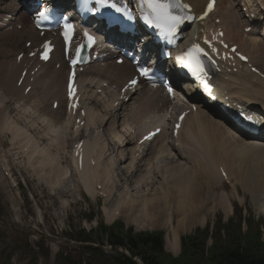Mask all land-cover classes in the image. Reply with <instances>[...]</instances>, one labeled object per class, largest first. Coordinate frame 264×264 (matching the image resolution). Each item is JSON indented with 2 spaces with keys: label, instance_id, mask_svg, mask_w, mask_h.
<instances>
[{
  "label": "bare ground",
  "instance_id": "1",
  "mask_svg": "<svg viewBox=\"0 0 264 264\" xmlns=\"http://www.w3.org/2000/svg\"><path fill=\"white\" fill-rule=\"evenodd\" d=\"M188 1L199 9L204 3V0ZM4 4L6 6L0 7V10L8 12L15 2L12 3V0H8L4 2ZM220 15L223 20L224 18H228V9L224 8ZM25 17L26 15L24 14H21L19 17L20 21L23 23L20 33L17 31L10 32L5 30L0 35V42H3L4 39L13 38L12 45L20 47V43L18 42L19 36L21 37L24 35L30 37V39L35 38V33L32 28L24 24V21H27ZM224 21L227 22L226 20ZM233 22V19L227 22L229 27L227 36L228 39L235 41L233 31L236 29V25L234 26ZM2 24L3 23H1L0 26H2ZM250 36L252 38L249 40L248 45L257 47L260 53L264 54V42L255 34H250L249 36L243 34L240 41H242L243 37L249 39ZM188 38L189 35L187 34L184 43H188ZM30 44L31 47L35 45L33 43ZM248 45L246 47H249ZM99 66L102 68L101 65ZM0 68H3V66H0ZM6 70L9 72L10 77L3 81L0 76V105L5 104L4 111L3 109L2 111L5 112L7 110L9 114L7 113L8 117L2 119L1 113L3 112L0 113V134L7 132L9 129L8 132L11 134L12 140H16L18 139L16 133H18L19 136H23L25 133L20 131L21 127L18 128L16 124L17 121H15L13 115L10 113V106H7L9 99L6 98L7 92L4 91L3 88L5 85H7V88L8 86L12 88V80L16 75L14 74L15 69L13 65L5 62V71ZM61 72L62 70L58 71L57 74ZM47 73L51 75L53 72L47 70ZM98 76H101V73ZM224 76H226V74ZM227 76L232 82V86H226L222 76H217L216 81L229 92H232V89H234V95L239 96L243 100H251L257 102L259 105H264V82H261L263 80L257 75L251 74V76L248 77L243 74L240 77L233 78L230 75ZM94 79L96 78H91L89 81V93L86 94L85 101L83 102L87 116L79 119L83 120V124L85 121L86 125L84 129L89 127L91 130L94 128L91 133L102 132V138L95 134L93 137H88L87 141L85 140L81 146L83 148V169L79 170V168L76 167V171L81 186L89 195L101 193L106 197L104 201H107L112 196L113 191L118 189V202L112 208V211L103 204V209L106 212V219L108 221L113 217H119L125 224L141 230L152 229L156 226H170L172 228V235L170 237H165V246L167 250L176 254L179 249V234L195 225H203L205 222V214H203V211L206 209L203 205L207 201L204 202L202 201L203 199L201 200L202 191L206 188L204 184H208L207 187H211L214 183L213 181L219 180V173L217 171L219 165L224 167L227 175L232 177L236 175L238 184L248 189L249 194L255 197L257 193L256 196L258 200L264 199V141L259 138V136H262V133L255 138L250 136H238L231 132L228 127L224 126L219 120L210 117L205 110L200 109L198 112H191L190 116L188 115L187 119L183 120L182 125L184 124V126L183 128L181 126L182 129L180 128L179 136L176 139L178 145L174 146L173 143L169 142L167 130H163L160 138L154 140L150 145L142 144L141 149L139 146L135 145V140L132 142L133 136L128 134L129 130L132 128L130 122L134 116H136V113L134 114L132 110V108L136 107H132L134 103H132L128 109L125 104L115 107L113 103L116 99L112 96L108 97V94L105 93L106 89L101 88L100 94H102L103 97H101L102 100H99L100 105L98 107L100 108L97 109L93 106V100H88L89 97L92 99L97 97L93 92L94 86L92 82ZM258 79L260 82H258ZM26 80L28 81L27 77L24 78L23 82L25 83ZM60 82L61 75L50 83L47 88L44 87V93L38 95V101L43 102L41 99L42 97L44 98L45 95H50V99L59 98L61 96L59 90ZM27 84H30V82H27ZM41 86V82L38 80L36 88ZM188 87L190 86H185L186 89H189ZM1 90L3 91V95H1ZM218 92L220 93L221 91L217 86V95ZM154 95H157L155 91H153L152 95L148 91H144L143 96L138 101L139 106H141L143 101L150 99L152 106L155 107L154 109L158 112L157 115H154L155 120L153 121V125L158 123L160 118L164 119L165 116L163 114L167 107L165 99L162 98L160 101V99L156 98ZM158 100L160 101V106H158ZM38 101L36 102V106H40L41 104ZM96 101L98 100L96 99ZM17 104L15 109L20 113L31 112L33 109H41V107L30 108L24 106L23 100H20ZM60 105L61 104H59V106ZM62 113V110L57 111V113H44V116H41L44 123L42 133H49L52 136L49 142L56 145L59 143L61 145V150H65V142H68V138H66L61 131V126L64 122ZM45 114L51 116L53 114L55 115L50 117L52 119H47ZM4 116H6V113H4ZM104 122L105 125L107 124L105 132L101 129L100 131L96 130L97 128L95 129L96 124L102 126ZM118 122L119 126L117 124ZM40 125L41 124H38V126H36V124L32 126L26 125V127H28V133L31 134V136L36 135L35 137H38L39 134L34 133V135L32 131L35 132L36 130L39 132ZM106 134L116 143L112 151H110L104 141V136H106ZM31 136L27 135L24 141V144L32 142V147L26 157V161L28 159L29 164L34 169L25 163V165L30 168L28 173L44 183L49 192L55 195L59 187L64 186L67 179L66 177L69 173L68 170L71 169L65 165L67 163L66 154L56 152L55 149L50 147L51 144H46L47 141L40 142V139L45 137H41L40 139L37 138V141ZM36 142L43 146H39ZM79 153L82 152H78V154ZM86 157L90 161V164ZM180 159H182V161L185 159V163H180ZM62 161H64V165H62ZM67 164L69 165V163ZM53 168L55 171L51 173L50 170ZM118 173H120V176H123L125 182L122 183V178H119ZM202 176L205 177L204 182L201 180V178H203ZM51 178H53L52 181H50ZM155 178L158 179L159 182L156 181ZM150 182H155L151 184V189L149 187ZM157 182L160 187L156 185ZM98 185L100 186L99 191H97ZM255 189H257L256 192ZM151 190L155 192L150 194ZM146 192H148V194H145ZM65 204L63 203V205ZM261 206L264 211V203ZM229 210L230 207L228 204L224 203V211ZM173 215L176 217L175 226L172 222Z\"/></svg>",
  "mask_w": 264,
  "mask_h": 264
},
{
  "label": "rangeland",
  "instance_id": "2",
  "mask_svg": "<svg viewBox=\"0 0 264 264\" xmlns=\"http://www.w3.org/2000/svg\"><path fill=\"white\" fill-rule=\"evenodd\" d=\"M224 20L232 21L230 14H229V17L224 18ZM263 36H262V42H264ZM251 38L252 37L250 36L248 39V42ZM250 47H254V46H249V47H246L245 49H248ZM255 53H256V56L254 57H256L255 59L256 64L261 66V68H263L264 70V54H261L258 48L257 50H255ZM0 66H2L1 62H0ZM5 72L7 76L6 79H8V77H10V74L7 70ZM258 82H260L259 79H258ZM261 82H264V80ZM1 95H3L2 90H1ZM41 100L44 101L45 97L44 98L42 97ZM7 106H9L8 102H7ZM3 111H4V108H3ZM4 113H6V116H4ZM7 113H8L7 110L1 113V118L3 119L5 117H8L9 113L8 114ZM24 114L27 115L26 120H25ZM43 114L44 112H41V109H33L31 112H25V113H20L18 110H16V114H11L13 115V118L15 119V121H17L16 124L18 128L21 127L20 131L22 133H25V135L22 136L24 141L27 135L31 136V134L28 133V127H26V125L32 126L37 123L41 124L40 131L37 132L35 130V134H39V136L38 137L31 136L33 137V139L37 140V138L40 139L41 137H46L49 134V133L47 134L42 133V129L44 128V123H43L41 116H44ZM45 117L47 119H52L46 115ZM20 120H23V121L25 120L24 123L22 122V124H24L23 126L19 125L18 122ZM95 129L99 131L100 129L102 131L104 130L103 128H100L99 124L95 125ZM85 130H86L88 137H93V134L95 136V133H91L93 132L94 128L90 130L88 127L87 129L85 128ZM8 131L9 129L7 130V132ZM101 133L102 132L97 133V134L102 138ZM89 139H92V138H89ZM11 140H12V137H11ZM104 141L106 143V146L110 149V151H112V149L115 148L116 143L114 142V140H112V138L110 139V136L108 134L104 136ZM36 143L38 144V142ZM65 143L67 147V141ZM46 144H49V145L51 144L50 147L55 149L56 152L65 153L66 151V149L61 150V145L59 143L56 145L54 143L49 142V139H47ZM39 146H43V145H39ZM183 161L182 159L179 160L180 163H185L184 159ZM62 162H63L62 165H64L65 164L64 161ZM9 163L11 165L14 164L16 166V164L14 163L11 157H9ZM19 163L21 164V162ZM26 163L29 166H31L29 164L28 159ZM65 165L68 166V168L70 167V165H68L67 163ZM70 170L71 169H69L68 171L70 172ZM54 171H55L54 168L50 170L51 173H53ZM18 173H20V170H18ZM119 174L120 173H118V176L119 178H122V183L125 182L123 176H120ZM228 176L232 177L230 175ZM1 177L2 176L0 173V264H63V261L59 260L58 255L63 256L66 254V252H69V251H71L72 262L75 260L76 261L79 260L80 256H82L81 264H85V261L87 260V258H89L88 256L90 255L87 251L85 250L83 251L82 249H80L78 246V242L74 241V239L77 237L75 235L77 234L79 229L85 228L86 230H88L90 228H93V226H95L96 223H100L104 226H109V224L111 225L114 222H121L123 223V225L125 224L124 221L119 217L118 218L113 217L111 220L108 221L106 219V212L103 209V207L106 206L107 208H109L110 211H112V208L118 202V198H119L118 189H116L117 191L116 190L113 191L112 196L107 201L97 200L91 203L88 202L89 210L87 212L83 210L84 205L78 201L79 193L82 194V191L80 187L77 185V182L75 181L72 182L71 177L69 178L68 176L66 177L67 179L64 183V186L62 187L60 198H58V196L51 195L49 193L48 189L44 186L45 185L44 183L37 180L33 175H29L30 180L29 181L24 180L25 184H24V187L22 188L23 190L22 189L19 190V193L21 194L20 202L16 201V199L13 197L12 192L10 191V189H8L7 182L3 179V177L2 178ZM52 179L53 178H51L50 181H52ZM155 180L159 182L158 179L155 178ZM201 180L204 182L205 177L201 178ZM158 182L156 185L160 187ZM213 182L214 183L212 184L211 187H207L208 184H204V187L206 188L203 190L204 193L202 191L201 200L203 199L202 201L204 202L207 201L203 205L206 209L203 211V214H205L204 224L195 225L192 228L187 229L185 232H181V234L179 235L180 236L188 235L192 233L195 229L204 228L207 225L209 226V230H211V227L213 228L215 219L217 217H221L222 221L225 223L232 216L236 218L235 212L237 211V209L242 210L244 214L245 213L244 208H247L248 210H250L251 214L253 215L254 220L260 223L262 227V231H263L262 236H264V211H263V207L261 206L264 203V199L258 200L256 196L257 193L255 194V197L252 196L251 194H249L248 189L243 188V186L241 187L240 184H238L237 182L236 184L238 185L236 186V188L238 191L237 193L239 195V198L238 200H236L235 198H233L234 193L231 188L229 189L228 187L223 185L221 181L219 180L213 181ZM73 183L76 184V188L78 189V191H74V193H72V191H66L65 189H69L70 185H72ZM153 183L155 182H150V185H149L150 189H151V184ZM153 190H151L150 194L152 192L153 193L155 192ZM256 190L257 189H255V192ZM145 194H148V192H146ZM203 196L204 197L206 196V197L204 198ZM67 199L68 200L72 199L74 202L70 204V200L68 203ZM208 200H209V203H208ZM62 201L66 202L65 204L67 205L66 207L65 205H63L64 202ZM224 203L228 204V206L230 207L229 211H224ZM102 210L104 211V213ZM52 212H53V216L56 219V221L60 223H57L55 219L51 217ZM39 214H41L43 217V225L40 226L43 233L35 232L31 228L32 224L34 223L33 220L36 218V216H39ZM103 214L105 215V218ZM245 214L247 215V213ZM87 216L88 217L93 216V217L91 219H88ZM174 216L175 215H173L174 221L172 220V222L175 226L176 217ZM53 224L58 229H61V233L59 236L56 234L55 231H53V226H54ZM129 227H132L134 231L135 230L137 231V229H135L133 226H129ZM153 230L162 231L164 234L163 235L164 240L166 236L170 237L172 235V228L170 226L168 227L167 226L166 227L156 226L152 229H145L144 231H153ZM210 244L211 242L207 241V246H209ZM39 246H43V250L45 247H48L49 254L47 256H45L46 254H40V253L37 254ZM102 250H104L105 254H114L116 251L114 249H111L109 245H104V249ZM165 251L168 252L166 248H165Z\"/></svg>",
  "mask_w": 264,
  "mask_h": 264
},
{
  "label": "trees",
  "instance_id": "3",
  "mask_svg": "<svg viewBox=\"0 0 264 264\" xmlns=\"http://www.w3.org/2000/svg\"><path fill=\"white\" fill-rule=\"evenodd\" d=\"M247 229L241 230L238 220L229 219L224 224L218 217L212 233L209 228H197L192 234L181 237V249L177 257L166 252L163 247V232L134 231L124 228L121 222L98 229L79 237L90 256L85 264H264V240L258 222L246 219ZM212 240L207 246V240ZM108 244L115 251L105 254L102 246ZM121 250V251H119ZM63 264L70 262V255H61ZM96 263H95V262ZM82 258L72 264H81Z\"/></svg>",
  "mask_w": 264,
  "mask_h": 264
},
{
  "label": "snow or ice",
  "instance_id": "4",
  "mask_svg": "<svg viewBox=\"0 0 264 264\" xmlns=\"http://www.w3.org/2000/svg\"><path fill=\"white\" fill-rule=\"evenodd\" d=\"M143 3L147 6V8L150 10L148 14H146L145 19L148 24H154V26L158 29L162 30V33L167 36L169 39H171L174 36V33L176 31V28L179 26V24L184 22V19L190 18V17H181L176 15L171 11L172 8L180 7V0H169V2H161V0H143ZM112 7L116 8L118 12L120 11H125L127 12V9H121L117 7L116 4H112ZM183 7L187 8L188 5H183ZM213 8V0H209V3L207 5V9L205 12L202 14L200 17L203 19V16H206L208 14V11H210ZM44 17V12L39 13L38 18ZM65 28H70V25H65ZM84 35L87 37L89 43L91 44L94 42V37L91 36L88 32H85ZM65 36L67 38V33H65ZM205 43L210 44L211 42L205 38ZM45 49L48 48L47 43L45 44ZM80 49H77V54L79 55ZM213 51L215 49L213 48ZM235 52V49H233ZM203 53L206 54L204 49L200 47L198 44H193L192 47L188 50L187 55L191 58L189 62L183 63V66L188 68L190 72H192L193 75L200 76L201 74L206 75L204 72V68L202 63L196 59L194 56H192V53ZM42 59H47V56L45 54H41ZM241 59H246L245 57L241 56ZM177 62H182V58L180 56H177ZM76 60H72V64H76ZM139 72L142 76H147L148 75V69L146 68H140ZM137 83L135 79L129 81V86H134ZM68 95L70 97L73 96L74 89L72 87V76L70 75L69 77V82H68ZM172 89L169 88V92H171ZM183 119V117H181ZM251 119V117H249ZM179 127V125H177ZM160 129H155V131L149 132L144 139L145 140H150L157 132H159ZM79 147V145L77 146Z\"/></svg>",
  "mask_w": 264,
  "mask_h": 264
}]
</instances>
